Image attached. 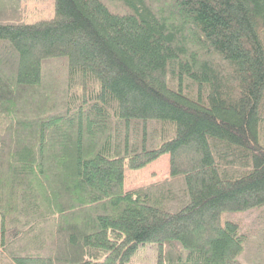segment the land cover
Instances as JSON below:
<instances>
[{
  "label": "trees",
  "instance_id": "trees-1",
  "mask_svg": "<svg viewBox=\"0 0 264 264\" xmlns=\"http://www.w3.org/2000/svg\"><path fill=\"white\" fill-rule=\"evenodd\" d=\"M26 1L0 0V264H264V0Z\"/></svg>",
  "mask_w": 264,
  "mask_h": 264
},
{
  "label": "rangeland",
  "instance_id": "rangeland-1",
  "mask_svg": "<svg viewBox=\"0 0 264 264\" xmlns=\"http://www.w3.org/2000/svg\"><path fill=\"white\" fill-rule=\"evenodd\" d=\"M25 21L34 23L51 19L54 5L52 0H27L24 4ZM169 172L167 155L159 157L141 170H126L124 189L129 190L152 182L163 180ZM157 259V248L153 244L140 245L131 256L130 264H154Z\"/></svg>",
  "mask_w": 264,
  "mask_h": 264
},
{
  "label": "crops",
  "instance_id": "crops-1",
  "mask_svg": "<svg viewBox=\"0 0 264 264\" xmlns=\"http://www.w3.org/2000/svg\"><path fill=\"white\" fill-rule=\"evenodd\" d=\"M167 176H168V175H167ZM167 176H166V177H167ZM166 177H165V178H166ZM152 183H154V182H152Z\"/></svg>",
  "mask_w": 264,
  "mask_h": 264
}]
</instances>
